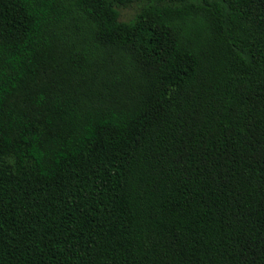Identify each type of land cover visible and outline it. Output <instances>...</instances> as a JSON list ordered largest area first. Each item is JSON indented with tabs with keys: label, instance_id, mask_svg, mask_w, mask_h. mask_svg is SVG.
<instances>
[{
	"label": "trees",
	"instance_id": "trees-1",
	"mask_svg": "<svg viewBox=\"0 0 264 264\" xmlns=\"http://www.w3.org/2000/svg\"><path fill=\"white\" fill-rule=\"evenodd\" d=\"M0 264H264V0H0Z\"/></svg>",
	"mask_w": 264,
	"mask_h": 264
},
{
	"label": "rangeland",
	"instance_id": "rangeland-1",
	"mask_svg": "<svg viewBox=\"0 0 264 264\" xmlns=\"http://www.w3.org/2000/svg\"><path fill=\"white\" fill-rule=\"evenodd\" d=\"M136 8L137 7L122 9L121 10V14H122L121 18L123 20H129V19H131L134 16V14H135V12L137 10Z\"/></svg>",
	"mask_w": 264,
	"mask_h": 264
}]
</instances>
